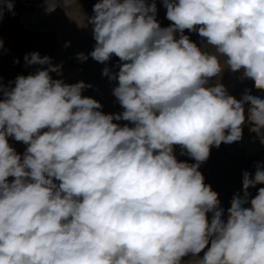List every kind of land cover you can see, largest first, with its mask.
I'll list each match as a JSON object with an SVG mask.
<instances>
[{
    "label": "clouds",
    "instance_id": "1",
    "mask_svg": "<svg viewBox=\"0 0 264 264\" xmlns=\"http://www.w3.org/2000/svg\"><path fill=\"white\" fill-rule=\"evenodd\" d=\"M70 2L45 0V11ZM162 2L168 27L155 0H98L88 18L90 56L121 61L102 73L118 81L121 113L83 96L91 85L53 79L62 66L38 52L24 59L46 68L0 84V264H181L202 251L198 264H264V187L248 191L264 167L243 173L226 218L199 170L212 146L242 139L246 103L264 143V98L209 84L226 66L264 91V0ZM13 9L0 0V19ZM177 145L195 163L178 160Z\"/></svg>",
    "mask_w": 264,
    "mask_h": 264
},
{
    "label": "rangeland",
    "instance_id": "2",
    "mask_svg": "<svg viewBox=\"0 0 264 264\" xmlns=\"http://www.w3.org/2000/svg\"><path fill=\"white\" fill-rule=\"evenodd\" d=\"M97 2L98 0H71L67 6L61 3L55 11L48 13L45 11V0H14V9L6 10L3 18L0 19V40L3 41V46L0 47V57L7 40L18 35L13 30L15 31L16 26L20 24L19 15L33 16L30 20L33 29L38 27L39 29H52L57 35V40L61 45V57L75 83L83 81L86 85H91L83 90L82 95L99 101L102 105L101 111L105 114L121 113L123 108L113 95V89L118 85V81L109 80L108 76L102 74L105 67L113 73L118 72V65L121 61L113 55L110 61L99 63L90 56L96 41L93 38L92 25L88 23V18L93 15V5ZM148 2L151 3L153 0H148ZM155 3L156 19L160 26H170L172 22L166 18L167 10L162 0H155ZM37 16L39 20L36 19ZM184 34L189 36L190 40L201 49L212 51L207 45L206 38L199 36L197 32L185 30ZM79 53H84L88 57L87 60L78 59ZM0 61L3 62V59L0 58ZM13 68L14 66L10 64H0V84L5 89L14 84V81L7 80V77H13L9 72ZM217 83L222 84L228 94L238 100L242 98L246 90H250L252 95L264 98V91L256 89L251 79L243 78L242 70L232 72L225 66L218 77H213L209 81L210 85ZM2 98L3 96L0 95V99ZM244 107L246 118L241 126L242 139L231 144L221 143L218 148L212 146L209 158L199 168L205 178V183L211 185L212 190L219 194L220 207L224 209L225 218L234 195L241 193L243 173L250 172L254 175L258 164L264 167V143H261L257 133L250 130L253 127L247 120L250 105L246 103ZM114 122L121 125L129 124L128 121ZM174 151L178 160L195 163L186 153L181 155L180 146H175ZM8 179L11 181L13 177ZM261 187H264V184H257L250 188L248 190L251 194L250 198L254 197ZM211 216L212 213H209V219ZM203 255L204 251L198 256L189 254L182 258L181 264H198Z\"/></svg>",
    "mask_w": 264,
    "mask_h": 264
},
{
    "label": "crops",
    "instance_id": "3",
    "mask_svg": "<svg viewBox=\"0 0 264 264\" xmlns=\"http://www.w3.org/2000/svg\"><path fill=\"white\" fill-rule=\"evenodd\" d=\"M28 14L19 15L18 24L16 30L13 32L18 34L15 38L7 40L6 46L3 50L2 56L3 62L0 64H7L14 66L9 72L13 77H7V80L15 81L17 76L34 74L38 69L46 68L47 65H28L25 61V56L33 52H38L41 57L48 56L51 58L53 65H60L61 72L51 73L53 79H62L65 83L74 84L75 81L69 74L64 59L61 57V45L57 40V35L52 29H33L31 27V18ZM39 20V16L37 18ZM18 61V62H17ZM14 83V82H13ZM14 87L7 86L6 89ZM42 131H46L42 130ZM9 144L16 150L18 154L23 155L27 145L23 142H18L14 137H8ZM58 183V182H57Z\"/></svg>",
    "mask_w": 264,
    "mask_h": 264
}]
</instances>
